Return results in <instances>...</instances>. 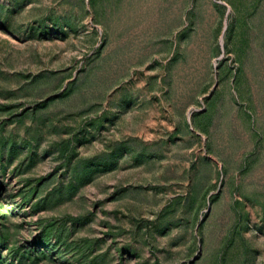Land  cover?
Listing matches in <instances>:
<instances>
[{
    "label": "rangeland",
    "instance_id": "374dc122",
    "mask_svg": "<svg viewBox=\"0 0 264 264\" xmlns=\"http://www.w3.org/2000/svg\"><path fill=\"white\" fill-rule=\"evenodd\" d=\"M0 264H264V0H0Z\"/></svg>",
    "mask_w": 264,
    "mask_h": 264
}]
</instances>
